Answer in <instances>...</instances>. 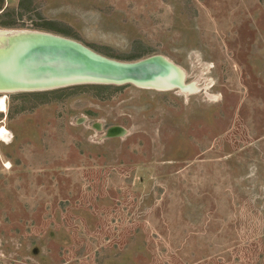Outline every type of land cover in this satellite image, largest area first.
<instances>
[{
  "label": "rangeland",
  "instance_id": "374dc122",
  "mask_svg": "<svg viewBox=\"0 0 264 264\" xmlns=\"http://www.w3.org/2000/svg\"><path fill=\"white\" fill-rule=\"evenodd\" d=\"M0 5L14 30L162 55L200 88L0 94V264H264V0Z\"/></svg>",
  "mask_w": 264,
  "mask_h": 264
},
{
  "label": "water",
  "instance_id": "95a60500",
  "mask_svg": "<svg viewBox=\"0 0 264 264\" xmlns=\"http://www.w3.org/2000/svg\"><path fill=\"white\" fill-rule=\"evenodd\" d=\"M25 36L35 41V45L5 73L0 88L15 91H0V94L45 93L84 85H133L159 92L186 93L178 84L179 67L161 55L121 62L59 35L32 31ZM94 128L100 130L101 125L95 124ZM125 135L127 130L122 126L110 127L106 132L108 139Z\"/></svg>",
  "mask_w": 264,
  "mask_h": 264
},
{
  "label": "bare ground",
  "instance_id": "6f19581e",
  "mask_svg": "<svg viewBox=\"0 0 264 264\" xmlns=\"http://www.w3.org/2000/svg\"><path fill=\"white\" fill-rule=\"evenodd\" d=\"M29 32H32V30H8L0 28V86L6 78L5 73L8 67L16 62L29 48L35 45V41H32L28 36H25L29 35ZM35 32L47 33L42 31ZM21 36H23V38ZM178 67L179 72L177 80L178 84L180 83L182 85V89L186 91L184 94L190 95L199 92L200 88L198 87V82L192 81L188 83L185 70L180 66ZM174 84L177 83L174 82ZM0 91H15V89L3 90L0 88ZM2 94L8 93L3 92Z\"/></svg>",
  "mask_w": 264,
  "mask_h": 264
},
{
  "label": "trees",
  "instance_id": "16d2710c",
  "mask_svg": "<svg viewBox=\"0 0 264 264\" xmlns=\"http://www.w3.org/2000/svg\"><path fill=\"white\" fill-rule=\"evenodd\" d=\"M1 6V5H0ZM3 9V7H0V11ZM7 9H4V11L0 14V16L5 17L6 15H3L4 12ZM22 17V16H21ZM0 27L2 29H8V30H14V29H23L24 25H18L16 23V20H9V21H0ZM153 55H149L148 53H139L137 55H133L130 59H128V62H135L142 60L144 58L150 57ZM122 89V87L117 86H103V85H84V86H75L70 87L66 89H60L56 91L51 92H45V93H20V95L14 96L15 98H21V97H39V96H47V95H64V97H68V95H76L79 93H91L93 97L98 99H105L108 95H110L113 92H118ZM24 107H21V109L18 110V112L23 111Z\"/></svg>",
  "mask_w": 264,
  "mask_h": 264
}]
</instances>
